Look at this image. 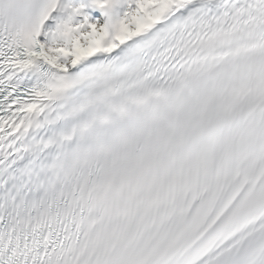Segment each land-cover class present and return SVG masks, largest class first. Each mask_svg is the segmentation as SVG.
Wrapping results in <instances>:
<instances>
[{
    "label": "snow or ice",
    "instance_id": "1",
    "mask_svg": "<svg viewBox=\"0 0 264 264\" xmlns=\"http://www.w3.org/2000/svg\"><path fill=\"white\" fill-rule=\"evenodd\" d=\"M0 264H264V0H0Z\"/></svg>",
    "mask_w": 264,
    "mask_h": 264
}]
</instances>
